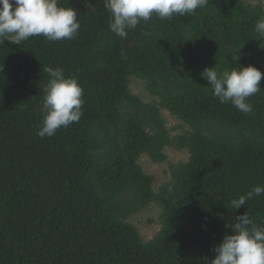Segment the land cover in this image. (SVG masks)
<instances>
[{
  "label": "trees",
  "instance_id": "trees-1",
  "mask_svg": "<svg viewBox=\"0 0 264 264\" xmlns=\"http://www.w3.org/2000/svg\"><path fill=\"white\" fill-rule=\"evenodd\" d=\"M59 6L77 10L74 39L0 44V264H204L237 215L264 226V195L230 205L264 185V78L244 114L202 76L248 65L264 73L255 31L264 11L208 0L193 14H154L120 38L104 0ZM48 67L77 78L83 115L41 139ZM131 77L157 102L133 95ZM162 110L189 130L172 137ZM171 147L189 160L172 165L171 182L155 192L139 158L164 163ZM152 204L162 229L145 243L129 220Z\"/></svg>",
  "mask_w": 264,
  "mask_h": 264
},
{
  "label": "clouds",
  "instance_id": "clouds-1",
  "mask_svg": "<svg viewBox=\"0 0 264 264\" xmlns=\"http://www.w3.org/2000/svg\"><path fill=\"white\" fill-rule=\"evenodd\" d=\"M208 0H104L110 14L109 29L117 37L126 38L128 31L141 21L147 22L155 14L162 20L174 15L193 14L203 8ZM80 28L77 10L59 6V0H0V44L5 41L21 45L30 37L43 36L49 41L74 39ZM264 37V17L255 26ZM49 79L44 87L40 112L43 116L37 135L52 137L60 128L78 123L84 103V90L75 76H65L62 67H48ZM202 76L221 103L231 104L238 111H253L249 98L262 90L264 73L258 68L246 67L218 71L205 68ZM264 195V185L257 184L251 191L232 199L230 205L239 209L253 196ZM231 229L222 242L215 246L214 257L204 258V264H264V226H258L245 214L237 215L235 223L226 224Z\"/></svg>",
  "mask_w": 264,
  "mask_h": 264
},
{
  "label": "rangeland",
  "instance_id": "rangeland-1",
  "mask_svg": "<svg viewBox=\"0 0 264 264\" xmlns=\"http://www.w3.org/2000/svg\"><path fill=\"white\" fill-rule=\"evenodd\" d=\"M246 6L257 9L260 8L264 11V0H241ZM130 91L133 95L138 96L144 103H154L157 99L153 97L147 90V84L144 80L131 77L129 83ZM161 115L166 121L167 129L169 130L172 137L182 135L184 131L189 130V128L184 125L180 120L172 116L168 111L162 110ZM167 161L164 163H153L151 159L143 155L139 158V165L143 168L147 175L153 176L155 178L153 184V190L158 192L159 189L171 182L172 165L185 164L189 160V152L186 150L179 151L175 147L167 148L165 150ZM161 209L155 204L150 205L147 209L141 213L130 218L129 222L135 226L143 241L148 243L158 235L162 229V224L160 221Z\"/></svg>",
  "mask_w": 264,
  "mask_h": 264
}]
</instances>
